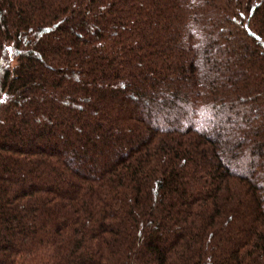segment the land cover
<instances>
[{
	"label": "trees",
	"instance_id": "1",
	"mask_svg": "<svg viewBox=\"0 0 264 264\" xmlns=\"http://www.w3.org/2000/svg\"><path fill=\"white\" fill-rule=\"evenodd\" d=\"M0 264H264V0H0Z\"/></svg>",
	"mask_w": 264,
	"mask_h": 264
}]
</instances>
